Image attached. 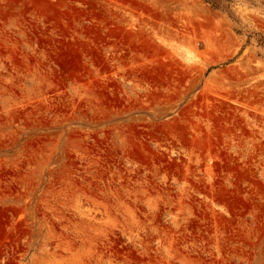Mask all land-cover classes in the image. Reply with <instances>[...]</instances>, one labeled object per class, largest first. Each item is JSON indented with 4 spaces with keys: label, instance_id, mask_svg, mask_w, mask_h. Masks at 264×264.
Listing matches in <instances>:
<instances>
[{
    "label": "rangeland",
    "instance_id": "1",
    "mask_svg": "<svg viewBox=\"0 0 264 264\" xmlns=\"http://www.w3.org/2000/svg\"><path fill=\"white\" fill-rule=\"evenodd\" d=\"M0 264H264V0H0Z\"/></svg>",
    "mask_w": 264,
    "mask_h": 264
}]
</instances>
